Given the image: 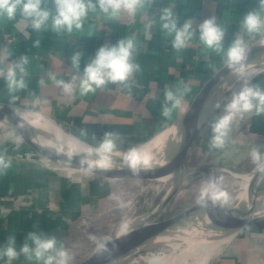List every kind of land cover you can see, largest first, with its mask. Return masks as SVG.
<instances>
[{"label":"crops","instance_id":"0c3cea01","mask_svg":"<svg viewBox=\"0 0 264 264\" xmlns=\"http://www.w3.org/2000/svg\"><path fill=\"white\" fill-rule=\"evenodd\" d=\"M44 6L53 9L52 0H46ZM165 7L173 9L179 25L192 19L194 28L215 16L226 28L227 48L239 31L243 16L258 10V0H150L134 17L124 14L110 20L99 11L89 13L82 29L74 30L71 35H58L50 27L35 31L19 18L0 21V50L7 49L9 60L26 55L29 61L27 88L14 94L19 97L15 102L11 101L5 82L0 80V105L41 114L58 128L95 146L106 131L118 134L114 137L116 150L161 136L179 118L200 85L223 63L222 54L204 50L198 32L187 49L176 52L171 45L172 37L160 26L159 15ZM125 37L134 38L135 62L140 65L130 81V89L122 84H109L95 93L81 96L77 89L69 96L57 87L53 76L68 81L76 74L70 60L74 51L82 52V72L101 46L114 45ZM246 39L249 47L260 43L258 37ZM247 79L264 87V71ZM177 87L184 93L182 104L165 117L162 115L164 92ZM240 87L241 83L234 91ZM230 96L219 103L223 105ZM221 113L222 108L216 109L214 105L203 118L182 158L180 172L184 177L190 172H208L211 177L217 171L231 174L251 160L252 147L264 146V115L247 114L234 124L225 149H211L209 124ZM82 130L87 135H81ZM14 145L0 146V152L12 162L7 173L0 176V249L10 235L16 236L19 249L28 232H42L55 235L72 254L71 264H77L91 252L86 248L87 239L83 240L79 233L73 236L72 227L77 229L85 221V210L90 206V184L95 178L53 162L44 163L37 157L30 158L23 142ZM212 258L205 264H264V233L229 237ZM0 264H6V260L0 259ZM12 264L33 262L21 255Z\"/></svg>","mask_w":264,"mask_h":264},{"label":"clouds","instance_id":"9594fccd","mask_svg":"<svg viewBox=\"0 0 264 264\" xmlns=\"http://www.w3.org/2000/svg\"><path fill=\"white\" fill-rule=\"evenodd\" d=\"M46 0H0V21H15L19 18L26 27L35 31L51 28L60 35H71L74 30L82 29L89 13L99 11L108 19H118L124 14L134 17L138 11L144 9L150 0H52L53 9L45 7ZM161 29L172 37L171 45L176 52H181L190 46L194 35L198 32V39L206 52L222 54L224 65L234 70L241 81L239 90L231 92L230 99L221 105L215 104L216 109L222 108V113L216 116L209 124L211 129L210 148L223 150L230 142V134L234 124L243 120L247 114L264 115V87L252 84L245 78V64L249 45L247 39L258 37L264 44V0H258V10L253 9L245 14L240 21L239 31L230 45L225 48L224 39L226 28L217 22L215 16L204 19L198 28L193 27V20H186L183 25L178 24V19L170 7L161 10ZM39 41L35 42V46ZM137 49L134 38H122L111 46H101L94 57L84 66L81 72L82 52L74 51L70 60L71 67L75 70L70 80L52 79L65 95H73L78 89L81 96L103 90L109 84H122L131 88L133 74L140 70V65L135 62ZM10 53L7 49L0 50V80L6 84L11 95V101L19 99L15 93L27 88L25 77L28 57L21 55L15 60H9ZM43 84V81H40ZM183 91L179 87L175 90L168 88L164 92L162 115L170 116L173 108L182 104ZM171 104V108L168 106ZM81 135H87L86 130ZM117 133L106 131L100 143L85 152V163L88 170L95 168H109L112 164L111 153L117 149ZM257 145L250 149V159L258 169L264 171V151ZM87 156L95 159L88 161ZM127 168L134 174L147 170L151 166V159L142 154L139 146L130 147L123 156ZM12 162L6 154L0 152V176L7 173ZM222 177H209L200 189L198 202L207 206H222L229 197V193L222 186ZM106 250V249H104ZM23 256L26 261L33 264H71L73 256L55 235L30 231L26 234L24 243L17 249L15 235L7 238L6 245L0 249V259L6 264Z\"/></svg>","mask_w":264,"mask_h":264},{"label":"water","instance_id":"95a60500","mask_svg":"<svg viewBox=\"0 0 264 264\" xmlns=\"http://www.w3.org/2000/svg\"><path fill=\"white\" fill-rule=\"evenodd\" d=\"M247 63H264V45L258 43L249 47L247 53ZM232 70L222 63L197 89L189 99L185 109L179 118L166 130V135L161 146L154 155L156 159L165 160V164L172 174L173 184L170 190L164 195L161 202L142 219L133 223L124 230H120L113 236L105 240L83 260L77 264H104L106 261L121 258L130 253L143 243L156 239L160 235L168 232L196 231L207 235L216 236H241L246 234L264 233V218L250 220L245 217L244 210L233 207V214L229 219H221L211 215L198 214V208L203 204L196 202L185 208L181 212L162 220H153L154 216L163 209L175 193L180 181V165L188 145L197 134L199 127L193 133L183 139L181 145L175 150L173 131L177 129V134H183L201 114L205 101L213 93V89L222 83ZM15 108L8 105H0V122L5 127L10 128L19 138L32 150L51 162L69 168L74 171L95 175L103 180H134L139 182H154L157 179V172L160 164L156 161L151 166L139 174L124 175L110 168H95L88 170L82 161L85 158L70 154L64 151H54L44 148L35 141V136H45L42 132H36L32 127L19 121V116L13 112ZM22 123V124H21ZM172 133V134H171ZM253 178V175L252 177ZM106 249V250H104Z\"/></svg>","mask_w":264,"mask_h":264},{"label":"rangeland","instance_id":"374dc122","mask_svg":"<svg viewBox=\"0 0 264 264\" xmlns=\"http://www.w3.org/2000/svg\"><path fill=\"white\" fill-rule=\"evenodd\" d=\"M253 67L255 68V71L249 75H245V78L252 77L258 71H264V63L255 62ZM231 80L232 79L230 78H226L222 83L226 84L230 82L229 85L217 94L212 93L209 95L205 104L208 106L211 103L216 104L217 102H222L226 99V96L231 94V92H233L241 83L238 77H236L233 81ZM23 110L25 109L16 108L13 110V113L19 116L18 112ZM157 138L149 141L152 143V141H155ZM19 142L23 141L15 132L8 127H1L0 125V146L2 144L4 146L7 143L9 146H16L14 144ZM24 145L27 152L31 154L30 158L37 157L38 159L43 160L44 163L53 164L51 161L46 160L44 157L36 153L25 143ZM141 145L142 144H138L136 146ZM91 146L95 147V145ZM13 148L15 149V147ZM128 149L129 148H124L115 151L120 152ZM157 150L158 148L156 149V152ZM212 173V177L223 178L222 186L229 194H231L229 198L232 199L233 207L236 201H238L237 199L239 198L238 196L240 193L247 188L246 191L254 190L255 193V200L252 203L251 210L259 207L264 208V171L259 170L257 165L254 164L252 160L247 161L245 166L240 168V170H232V175L228 172L219 171ZM88 175L96 180L94 183L90 184V206L87 210H85V221L79 225L77 229H75L76 227L74 228V226L72 227V234L74 233L73 236L79 233V235H77L81 236L83 240L87 239L86 248L88 252H92L96 246L102 244L105 240L113 236L122 228H127L142 219L161 202L164 195L170 190L173 184V179H171L170 173L168 178L163 182H139L128 179L108 181L95 175ZM124 175L130 176L129 173ZM242 175H253V178H251L249 183L250 186L244 188L243 190L241 188ZM209 177L211 176H209L208 172H190V174H187L185 177L181 173L180 181L175 193L166 206L161 209L156 216H154L153 220L169 218L198 202L200 189ZM240 208L241 210H244L245 213L249 212V210L245 207L241 206ZM180 235H183V233L168 232V234L160 235L156 239L143 243L124 257L119 258L115 264H147L145 263V260L149 256L168 255L171 251L169 249L170 243Z\"/></svg>","mask_w":264,"mask_h":264},{"label":"bare ground","instance_id":"6f19581e","mask_svg":"<svg viewBox=\"0 0 264 264\" xmlns=\"http://www.w3.org/2000/svg\"><path fill=\"white\" fill-rule=\"evenodd\" d=\"M261 44V43H260ZM264 45V44H262ZM254 63H247L245 64L244 72L246 75L251 74L255 71L253 67ZM257 70V69H256ZM237 75L235 74L234 70H232L231 74L227 77L232 79L233 81ZM249 78V77H248ZM230 83V82H229ZM229 83H221L217 85L213 89V93H218L221 90H224ZM224 84V85H223ZM236 87V86H235ZM215 103H211L207 106V108L200 114V116L189 125V127L185 130V132L181 135L177 134V129L173 131L174 133V143H175V150L179 148L184 138L189 136L191 133L197 129L201 123L205 115H207L213 108ZM16 109V108H15ZM19 121L32 127L33 130L36 132H42L45 136L36 135L35 141L38 144L42 145L44 148L54 151H64L70 154H74L76 156H80L85 158V152L89 148H94L88 143L78 139V137L74 136L73 134L64 131L63 129L58 128L55 123L48 119L47 117L42 116L41 114H37L31 110H23L19 111ZM21 123V124H22ZM1 127L4 126L2 122H0ZM5 127V126H4ZM167 132V131H166ZM166 132L159 136L155 141L152 143L147 142L139 146L142 149V154L148 156L151 159V163L160 164V169L157 172V182L165 181L169 176V169L165 164V160L156 159L154 156L156 153V149L161 146V143L164 141V137ZM172 134V133H171ZM127 152L125 151H115L111 153L112 164L110 169H115L114 171L120 172L121 174H128L133 175L134 173L131 172L126 164L123 161V156ZM86 159L88 161L94 160V156H87ZM171 174V173H170ZM252 175H242V190L246 187H249V183L251 180ZM172 179V174H171ZM244 191L240 193L238 196L239 198L236 201V206L238 208L245 207L249 210L246 212L245 217L250 220H257L264 218V208H256L252 209V203L255 200V193L254 190L251 191ZM231 194H229V197ZM228 197V198H229ZM234 197V196H233ZM232 197V198H233ZM250 208V209H249ZM233 202L232 199H228L222 206L213 205L211 202L204 206L202 204L198 208V214L200 215H211L216 216L221 219H229L233 212ZM134 219V218H133ZM135 220V219H134ZM133 222V221H132ZM121 229V228H120ZM126 229V227L122 228L121 230ZM176 237V236H175ZM231 236H216V235H207L202 234L196 231H185L183 235H180L178 238H175L169 245V249L171 250L168 255H154L149 256L145 263L147 264H205L209 259L214 257L223 246L224 242ZM142 258V257H141ZM119 258H116L112 261H106L105 264H115L117 263ZM213 260V258H212Z\"/></svg>","mask_w":264,"mask_h":264}]
</instances>
